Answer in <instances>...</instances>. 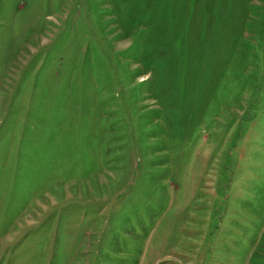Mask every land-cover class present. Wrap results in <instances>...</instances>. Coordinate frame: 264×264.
<instances>
[{
    "label": "rangeland",
    "instance_id": "1",
    "mask_svg": "<svg viewBox=\"0 0 264 264\" xmlns=\"http://www.w3.org/2000/svg\"><path fill=\"white\" fill-rule=\"evenodd\" d=\"M0 264H264V0H0Z\"/></svg>",
    "mask_w": 264,
    "mask_h": 264
}]
</instances>
